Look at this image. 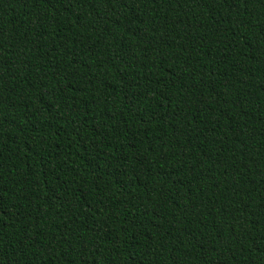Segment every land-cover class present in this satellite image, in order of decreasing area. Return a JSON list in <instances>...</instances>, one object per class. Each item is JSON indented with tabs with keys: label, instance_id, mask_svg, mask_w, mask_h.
<instances>
[{
	"label": "trees",
	"instance_id": "obj_1",
	"mask_svg": "<svg viewBox=\"0 0 264 264\" xmlns=\"http://www.w3.org/2000/svg\"><path fill=\"white\" fill-rule=\"evenodd\" d=\"M0 264H264V0H0Z\"/></svg>",
	"mask_w": 264,
	"mask_h": 264
}]
</instances>
